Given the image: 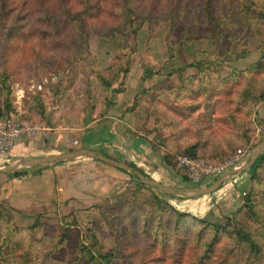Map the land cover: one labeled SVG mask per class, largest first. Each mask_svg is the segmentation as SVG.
<instances>
[{
	"label": "trees",
	"instance_id": "1",
	"mask_svg": "<svg viewBox=\"0 0 264 264\" xmlns=\"http://www.w3.org/2000/svg\"><path fill=\"white\" fill-rule=\"evenodd\" d=\"M190 1L192 0H0V39L4 42L2 51L5 54L16 50L15 45L12 46L15 41L26 43L33 37L38 38V41L48 40V52L66 51L75 61H82L88 67L90 75L100 82L101 90L109 91L115 80H108L99 72L97 60L89 50L88 43L91 38L109 39L122 51L127 47L128 37L134 36L144 24L149 35L165 23L168 33L179 26V45L192 40L199 28L210 29L211 49L204 59L189 64L195 73L182 80L179 87L183 93L182 104L173 107V110L186 119L195 115L193 124H196L195 128H183L186 135L183 133L180 137L185 136V144L181 145L176 153L192 157L202 152V155L212 158L211 154L219 152L220 146L228 148L232 140H247L251 127L249 119L252 115L249 90L255 86L254 81L257 78L264 95V56L248 66V70L238 71L230 66L245 54L243 49L235 51L233 43L237 39L253 35L259 43L258 47L264 50V38L259 40L262 34L256 28L263 26L264 29V0H224L223 4H220L221 0H197L195 5L191 3V6ZM223 38L225 46L223 51L219 52ZM219 67L227 69L226 76L220 75ZM110 70L113 71L114 77H117L119 70ZM110 91L115 92L118 89ZM133 101L135 102L134 98ZM207 112L212 116L211 125L206 118ZM257 122L264 131V122ZM151 148L165 163L174 157V154L170 155L161 148ZM128 165L137 169L131 164ZM263 166L264 150L243 171L250 182L243 206L256 223H259L260 214L255 213L251 196ZM24 172L25 170L20 168L12 170L10 174L18 176ZM125 173L136 185H145L128 172ZM141 174L146 176L143 172ZM150 193L152 200L146 209L160 212L159 219L153 222L151 217H144L141 221L142 228L136 230L145 243L141 252L151 253L148 256L150 263L157 264L162 261L164 264H264V228L257 226L226 230L209 222L205 217L195 219L192 216L199 224L197 230L190 235L177 233V228H165L161 212H170L175 223L178 217L188 216V213L175 210L161 197L168 195L179 198L157 190H150ZM133 199L134 196L131 197V200ZM103 208L96 206L99 214L105 217ZM0 214L2 217H11L2 204ZM135 221L136 214L128 220L132 234L134 230L130 227L136 225ZM33 229L28 228V235L20 238L16 235L19 229L11 228L14 236L0 239L2 264H123L120 262L119 248L95 254L82 242L73 246L72 258L69 261L57 259L54 255L60 251L67 234L50 237L46 248L34 250L36 242L32 237ZM223 238L230 241V258L217 255V245ZM134 254L129 251L128 256L134 257ZM45 258H48V261Z\"/></svg>",
	"mask_w": 264,
	"mask_h": 264
},
{
	"label": "rangeland",
	"instance_id": "2",
	"mask_svg": "<svg viewBox=\"0 0 264 264\" xmlns=\"http://www.w3.org/2000/svg\"><path fill=\"white\" fill-rule=\"evenodd\" d=\"M195 1L197 2V0L190 1V6L191 3L195 5ZM223 1L221 0L220 4H223ZM178 28L179 26L168 33L167 24L165 23L149 35L144 24L134 36L128 37L127 47L122 51H119L118 47L107 39L113 48L118 49V53L107 67L101 69L98 66V69L108 80H115L109 87L110 90L119 89L118 84L123 81L124 71L128 68L130 59L137 58L139 60L142 76L134 95L135 102L133 101L132 107L138 111L135 117L136 121H139V125L136 124L135 128L148 136L150 149L153 146L164 149L170 155L174 154V157L170 158L168 163L164 162V169L152 170L156 178L154 181L172 188H188L203 186L216 177L217 174L207 176L197 184H193L187 179L184 168L177 163V157L181 154L176 152L181 145L185 144V136L184 138L180 137L184 133L183 128L196 127V124H193L195 123V119L193 120L195 115L189 117V119L182 118V115L177 114L173 107L182 104L181 97H183V93L179 89L182 80L195 73V70L193 67H189V64L204 59L211 49L212 41L210 39V29L201 27L196 31L192 40L179 45ZM256 28L262 34L259 36V40L264 38L263 26H256ZM162 34H164V41L168 49V55L164 59L160 58L156 51V44L152 45L151 48L148 45V42L154 37L156 39L155 43L161 41ZM136 39L139 43L136 42ZM27 42H13L12 46L15 45L14 48L17 49L4 54L2 51L4 42L0 39V115L12 116L19 121H26L40 127L36 115L45 119L44 114L47 112V108L48 116L54 110L56 111L58 105L63 103L62 99H64L66 93L70 95L71 93L73 95L82 93V98L87 100L92 96L90 95L92 93L89 82L93 79L98 80L90 75L86 64L82 61H75V58L66 51L48 52V40L38 41V38L33 37ZM233 44L235 51L245 50V54L241 58L230 64L231 68L235 70H248V66L264 56V50L258 47L259 43L253 35L237 39ZM224 46L225 39L223 38L218 49L219 52L223 51ZM110 68L114 71L119 70L117 77H114ZM218 71L222 77L227 75L225 67H219ZM254 82L255 86L249 90V105L252 109V115L249 119L251 127L247 133V140H232L228 148L220 146L221 150L211 154L212 158L222 159L224 157L240 156L241 154L243 160L263 139L264 131L257 120L264 122L261 116L264 95L259 87V78L255 79ZM98 83L101 87L99 81ZM259 102H261L260 105H258ZM34 114L35 116H33ZM206 114V118L211 125L213 120L210 119H212V116L208 112ZM178 140L182 143H179ZM198 154L202 155L203 153L198 152ZM260 172L261 175H259V180L255 184L251 196V200L255 204V213L260 214L259 223L255 222V219L248 213L247 208L243 206L244 196L250 187V182L248 177L241 172L222 182L223 184L228 183L229 186L227 185L224 189H221L219 195L216 193L218 192L216 189L215 193L211 192L212 195L209 193L198 198H188L182 201L168 195L162 196L161 198L175 210L187 212L189 216L178 217L176 219L177 223H175L170 212L162 211L161 216L164 217L165 228L174 227L177 228V233L190 235L199 227L192 216L195 219L205 217L209 222L226 230L243 227L256 228L257 226L264 228V166ZM124 174H126L127 179L122 183L120 189L113 195L90 206L93 210L95 209V215L90 212L82 215L83 209L78 213H74L75 216L73 217L62 215L60 212L56 214L54 211H48V215L37 214L32 216L30 220H25L24 218H15L14 213L7 210L11 217L8 215L2 217L0 214V239L7 238V236L13 237L14 234L11 232V228L19 229L16 235L20 238H25L28 235V228H34L32 237L33 241L36 242L34 245V250H36L40 247L46 248L48 238L65 233L67 239L60 251L54 255L57 259L69 261L72 258L73 246L82 242L95 254H103L111 248H119L120 262L123 264H152L148 257L151 253L141 252L145 247V243L136 230L142 228L141 221L144 217H151L153 222L159 219L160 212L146 209L152 200L150 190L153 189L147 185H136L127 173L124 172ZM232 178H236V180L240 178L239 180H241L243 186H235ZM132 196H134L133 200H131ZM208 196L213 197L205 200V198H209ZM204 200L209 205L206 210L203 209L204 207H198L199 203L202 204V202L204 206ZM133 202L134 204H131ZM98 205L104 207L105 217L101 216L96 209ZM134 214L137 216V221H135L136 225L130 227L134 230L132 234L129 231L128 220ZM220 244L217 245V255L230 258L231 254L228 249L232 247L229 239L223 238ZM129 251L135 253L134 257L128 256ZM45 259L48 261V258ZM157 264H164V262L158 261Z\"/></svg>",
	"mask_w": 264,
	"mask_h": 264
},
{
	"label": "crops",
	"instance_id": "3",
	"mask_svg": "<svg viewBox=\"0 0 264 264\" xmlns=\"http://www.w3.org/2000/svg\"><path fill=\"white\" fill-rule=\"evenodd\" d=\"M164 40L162 34L161 41L155 43L154 37L148 42L149 48L156 44V51L162 59L168 55ZM136 42L139 43L137 39ZM88 45L101 69L107 67L118 53V49L104 38L93 37ZM141 76L139 60L130 59L118 91L104 92L98 81L93 79L89 82L92 96L87 100L82 98V93H66L56 111L48 116L47 108L45 119L36 115L40 125L38 132L32 137L19 135L7 157L0 160V166L18 158L45 156L72 147H83L131 164L140 173L156 180L152 170L164 169V161L150 149L148 136L136 130L135 125H139V121L135 115L138 111L132 108ZM261 108L264 119V105ZM258 109L260 112V107ZM4 118L5 115H0V121ZM21 168L25 172L18 176H12V170L0 172V204L13 212L15 218L25 220L37 214L48 215V211L73 217L83 209L82 215L88 212L95 215V209L90 206L113 195L127 179L124 172L87 156L41 167ZM232 179L235 186H243L240 178ZM227 185L225 182L217 189L218 192L212 193L219 195ZM208 197L205 200L213 196ZM204 203V206L203 202L199 203L198 207L206 210L209 205L206 201Z\"/></svg>",
	"mask_w": 264,
	"mask_h": 264
},
{
	"label": "water",
	"instance_id": "4",
	"mask_svg": "<svg viewBox=\"0 0 264 264\" xmlns=\"http://www.w3.org/2000/svg\"><path fill=\"white\" fill-rule=\"evenodd\" d=\"M264 150V138L254 147L253 150L249 152V154L242 160L241 164L235 168H229L226 171L217 174L210 182L203 186H194L188 188H172L165 186L161 183L154 181L151 178H147L143 174H141L138 170L129 166L128 164L120 161H116L111 158H107L99 152L86 149L83 147L72 148L63 152H59L56 154H50L45 156L38 157H30V158H18L9 161L3 166H0V172H9L16 168L21 167H41L45 165H50L56 162L67 161L71 158L77 156H87L93 159H96L100 162L108 164L117 169L123 170L131 174L136 180L141 183L149 186L153 190H157L166 194H170L172 196L178 197L181 200H187L188 198H198L200 196H204L215 191L219 185L225 181V179L236 175L237 173H241L245 171L254 159Z\"/></svg>",
	"mask_w": 264,
	"mask_h": 264
},
{
	"label": "built area",
	"instance_id": "5",
	"mask_svg": "<svg viewBox=\"0 0 264 264\" xmlns=\"http://www.w3.org/2000/svg\"><path fill=\"white\" fill-rule=\"evenodd\" d=\"M39 127L26 121H19L12 116L0 121V160L6 158L11 151L14 140L21 134L32 137ZM242 156L224 157L222 159L210 158L204 155H179L177 163L184 168L187 179L197 184L203 178L220 174L229 168H235L241 164Z\"/></svg>",
	"mask_w": 264,
	"mask_h": 264
}]
</instances>
